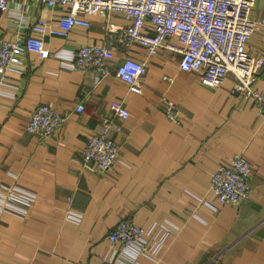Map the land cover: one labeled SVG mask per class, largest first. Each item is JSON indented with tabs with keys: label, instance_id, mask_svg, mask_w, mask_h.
<instances>
[{
	"label": "crops",
	"instance_id": "1",
	"mask_svg": "<svg viewBox=\"0 0 264 264\" xmlns=\"http://www.w3.org/2000/svg\"><path fill=\"white\" fill-rule=\"evenodd\" d=\"M24 1L0 10L3 34L25 38L32 20L59 15ZM251 16L264 18V0H255ZM84 17L89 25H75L66 36L44 35L48 56L20 49L0 80V264H203L218 253L227 264H264V116L253 100L232 91L231 74L208 88L198 72L180 70L179 53L168 45L182 44L173 36L151 56L139 45L124 53L115 43L103 77L72 69L78 46L103 42L108 28L126 25L119 12ZM247 48L264 57V25ZM125 56L146 64L138 91L116 76ZM255 86L264 90V62ZM162 93L178 105L177 120L165 116ZM114 100L123 101L127 118L112 114ZM40 103L68 115L47 137L26 129ZM103 118L121 127L110 131L118 155L105 173L81 159ZM235 153L252 169L249 197L236 206L220 204L210 176L220 159ZM9 188L16 190L11 198ZM124 218L141 226L147 250L115 253L118 245L107 235ZM161 224L170 228L164 236Z\"/></svg>",
	"mask_w": 264,
	"mask_h": 264
},
{
	"label": "built area",
	"instance_id": "2",
	"mask_svg": "<svg viewBox=\"0 0 264 264\" xmlns=\"http://www.w3.org/2000/svg\"><path fill=\"white\" fill-rule=\"evenodd\" d=\"M12 0H0V10H7ZM27 1V0H25ZM24 1V2H25ZM29 1V0H28ZM39 1L51 10H59L54 20L35 18L30 23V34L25 38L9 36L0 30V80L12 65L20 49L25 48L48 56L44 44L45 34L66 36L75 26H88L84 15L113 12L121 13L126 25L123 28H108L103 42L81 44L72 53V69L85 72L94 71L106 76L110 67L108 60L114 58L113 46L118 43L124 53L133 46L144 48L148 56L155 55L164 46L167 37L173 36L181 46L168 45L179 53L180 70L199 73L200 82L208 88L219 87L223 79L233 76L232 91L251 98L258 114L264 116V90L255 86L256 72L263 64V56H250L248 40L257 26L264 25V18L251 16L255 0H30ZM22 2V1H21ZM19 2L20 8L25 5ZM148 29L151 32L147 31ZM144 61L125 56L116 66V76L126 83L131 91H138L146 74ZM165 78V77H164ZM160 103L165 116L178 119L175 103L164 93ZM83 104L75 105L82 111ZM112 114L127 118L129 111L122 100L110 102ZM67 113L59 112L47 103L38 104L30 113L26 129L40 137L54 134L66 120ZM120 130V125L103 118L102 128L87 137L81 152L84 166L98 171H111L118 155V145L111 138L112 129ZM251 166L243 154L235 153L217 162L210 176V188L215 200L220 204L238 205L249 197V176ZM16 190L9 188L6 196L11 198ZM162 233L170 228L161 224ZM108 242L117 244L115 253L139 252L148 249L141 226L131 219L119 220L108 232ZM203 264H227L221 254L212 255Z\"/></svg>",
	"mask_w": 264,
	"mask_h": 264
},
{
	"label": "trees",
	"instance_id": "3",
	"mask_svg": "<svg viewBox=\"0 0 264 264\" xmlns=\"http://www.w3.org/2000/svg\"><path fill=\"white\" fill-rule=\"evenodd\" d=\"M170 99V98H169ZM171 100V99H170ZM173 101V100H172ZM174 102V101H173ZM175 103V102H174ZM175 105L177 106V110H178V114H179V109H178V105L175 103ZM103 120V119H102ZM96 133V132H95ZM92 134H94V133H92ZM92 134H90V135H92ZM89 135V136H90ZM88 137V136H87ZM87 139V138H86ZM85 142H86V140H85ZM85 144V143H84ZM84 147V146H83ZM83 149V148H82ZM82 152V151H81ZM124 219H131V220H133L132 218H124ZM120 220H123V219H120ZM134 221V220H133ZM114 227V226H113ZM116 248H114V250H115Z\"/></svg>",
	"mask_w": 264,
	"mask_h": 264
}]
</instances>
